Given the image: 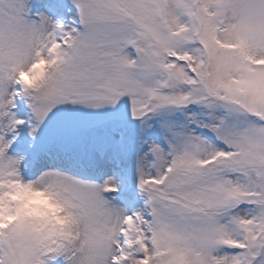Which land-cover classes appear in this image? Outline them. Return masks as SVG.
Returning a JSON list of instances; mask_svg holds the SVG:
<instances>
[{
	"label": "snow or ice",
	"instance_id": "1",
	"mask_svg": "<svg viewBox=\"0 0 264 264\" xmlns=\"http://www.w3.org/2000/svg\"><path fill=\"white\" fill-rule=\"evenodd\" d=\"M0 264H264V0H0Z\"/></svg>",
	"mask_w": 264,
	"mask_h": 264
}]
</instances>
